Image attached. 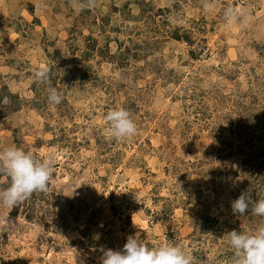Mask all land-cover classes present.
Listing matches in <instances>:
<instances>
[{"label": "rangeland", "instance_id": "1", "mask_svg": "<svg viewBox=\"0 0 264 264\" xmlns=\"http://www.w3.org/2000/svg\"><path fill=\"white\" fill-rule=\"evenodd\" d=\"M211 2L0 0V149L53 168L47 192L0 206V264H98L129 235L231 264L225 233L264 225L230 204L264 197V0ZM227 6L247 23L227 25ZM116 107L130 139L107 135Z\"/></svg>", "mask_w": 264, "mask_h": 264}, {"label": "clouds", "instance_id": "2", "mask_svg": "<svg viewBox=\"0 0 264 264\" xmlns=\"http://www.w3.org/2000/svg\"><path fill=\"white\" fill-rule=\"evenodd\" d=\"M74 2V0H70ZM211 0H203V8L211 10ZM227 25L237 20L247 23V16L233 6L223 10ZM39 84L49 85L48 102L59 105L63 93L50 86L49 69L41 67L33 73ZM4 103H8L7 98ZM108 122L107 135L117 141L130 139L137 132L131 114L123 107L109 109L105 116ZM54 159V157L52 158ZM53 176L52 160L41 158L31 151L16 146L0 149V177L9 181L7 187L0 188V206L16 207L30 198L35 192H47ZM252 189H246L238 198L231 200L233 215L243 216L246 212L264 217V197L253 199ZM11 223V221H8ZM233 251L231 264H264V225L254 231L231 230L225 233ZM98 264H192V257L183 244L169 242L158 247H149L138 236L129 235L121 250L100 247Z\"/></svg>", "mask_w": 264, "mask_h": 264}]
</instances>
